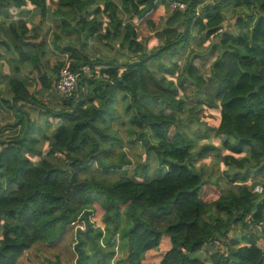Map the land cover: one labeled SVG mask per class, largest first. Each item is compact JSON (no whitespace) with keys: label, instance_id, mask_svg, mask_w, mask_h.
Instances as JSON below:
<instances>
[{"label":"trees","instance_id":"1","mask_svg":"<svg viewBox=\"0 0 264 264\" xmlns=\"http://www.w3.org/2000/svg\"><path fill=\"white\" fill-rule=\"evenodd\" d=\"M31 1L47 12L46 0ZM26 3L0 0V14L5 4ZM59 3L60 30L76 32L87 47H66L69 67L80 72L71 96L56 90L64 60H45V41L28 55L27 23H10L17 75L8 81L12 102H4L27 115L33 106L44 123L35 115L22 134L0 142V264L61 243L82 215L87 224L75 235V262L57 256L48 264H145L164 236L171 246L158 264H264V0H191L187 10L169 11L166 28L180 29L173 39L158 35L164 21L157 0ZM154 37L161 42L149 49ZM91 41L118 46L119 54L90 59ZM190 44L199 53L177 60L179 67L161 62ZM213 45L220 54L207 79L195 59ZM33 58L38 72H23L20 65ZM183 80L211 114L193 109L177 84ZM145 99L171 113L154 112ZM213 112L217 124L209 121ZM53 120L60 122L49 137L42 132ZM127 146L142 147L147 158L131 175ZM211 160L227 175L215 176ZM171 212L176 220L164 229L148 219Z\"/></svg>","mask_w":264,"mask_h":264},{"label":"crops","instance_id":"2","mask_svg":"<svg viewBox=\"0 0 264 264\" xmlns=\"http://www.w3.org/2000/svg\"><path fill=\"white\" fill-rule=\"evenodd\" d=\"M51 1L52 0H46L47 12L45 14L42 13V9L38 5V3L32 2L31 0H27V3L21 7H17L13 4H5L2 7V12L0 14V80H7V83L5 84V83L0 82V133L4 130L5 126H7L3 123H13L9 125H10V128L14 130V133L1 136L0 142L9 140L11 137L15 136L14 135L15 133L19 135L22 134L24 132V129L26 128V123H30V121L34 119L33 116L36 115L35 119L38 120L37 119L38 115L36 111H35L36 113L34 112V114L31 113L30 115H27L25 111H22V113H18L14 107H11L8 105V103L4 102V100H8L10 104L12 102L13 92L9 86L8 81H9V78L17 75L16 71L14 70V66H15L16 58H18V55L16 54V52L12 51L7 45V43H10L9 36H8L9 31H10V23L12 21H19V20H23L27 23V26L29 29L26 35L31 36L32 41L26 42L23 45L29 48L27 51L28 55L33 54L35 56L34 53H36L38 50L37 44L41 41H45V44H44L45 60H49L52 63L53 62L55 63L57 61H63L67 58L69 59V57L71 56V51L66 49V47H68L69 45L74 46L78 44L76 45V47L78 48L82 47V51L87 50V47L85 45L82 46L81 42H79V40L77 39L76 32L65 33L60 30V26L62 24L63 13L62 11L56 10L57 5H60L59 3L60 0H53L56 3L55 5L54 3L52 5ZM167 4L169 6L168 10H166L164 6L162 7L159 6V10L161 12L160 20L164 21L163 23H161V25L159 26L160 28L158 29V35L160 39H162L161 38L162 37L161 34H163L162 32H166L170 30V28L171 29L174 28V27H171V25H168L167 26L168 28H166V23H167V20H169V11H170V5L169 3ZM63 9L68 10V7L63 6ZM50 24H52V26L54 27V31L51 37H50L49 31L48 32L46 31L47 27ZM165 38H168V37H165ZM160 39L154 37V39H152L151 41L153 42L160 41ZM149 47H150V44H149ZM89 48L92 50L89 52L90 59H96L98 57L106 58V57L115 56L119 54L118 46L115 47L114 49L113 48L110 49V48L105 47V44L102 42L93 43V41H91L89 43ZM37 61H38L37 59L35 60V58H33L27 64L23 63V65H20V68L25 73L32 72L30 74H34V73L36 74L38 72V66L36 64ZM31 87H29V90ZM8 114L11 115V118L2 122V118L7 116ZM40 119L43 120L42 122L44 123V118H40ZM53 122L55 123L53 124V127L48 128L47 130L45 127V130L42 133H45L47 136L50 137L52 133L54 132L55 126L58 125L60 120H53ZM8 131H10L11 133L10 129L6 130V132ZM48 139L45 143L47 145L46 147L49 146ZM170 214H174V217L176 220L175 213L171 212ZM162 218L166 219L167 216H162ZM148 219L151 220L152 222L155 219H161V216L155 215L153 218L150 217ZM158 223H161V222L156 221V224ZM167 225L168 223H166V226ZM236 234L238 235L241 234V231L238 230V233ZM154 251L155 250L151 252H154Z\"/></svg>","mask_w":264,"mask_h":264},{"label":"rangeland","instance_id":"3","mask_svg":"<svg viewBox=\"0 0 264 264\" xmlns=\"http://www.w3.org/2000/svg\"><path fill=\"white\" fill-rule=\"evenodd\" d=\"M157 16H159V14H157ZM142 22H144V20L139 21V23H142ZM46 31L47 32L49 31L50 37H51V35L53 34V31H54V27L52 26V24H50L47 27ZM162 33H163V34H161L162 39H164L165 37L173 39L180 33V29L178 27H174L173 29L170 28V30H168L166 32H162ZM199 38L201 40L206 41V37L203 35L200 36ZM160 42L161 41H154V42L151 41L150 49H152L153 46L160 44ZM194 42L196 43L197 41L194 40ZM183 47L184 46L178 47V51H179L178 54L179 55H177V57L175 59L169 57L168 55H164L161 58V62L166 64L168 67L177 68V67H179V65L181 63L185 62V59L187 56L196 55L199 53L197 51L196 47H194L193 44H190L188 46L186 52L184 54H182L183 49H184ZM149 51H151V50H149ZM219 54H220V51L218 50V48L216 46L213 45V47L210 50H208L206 53H204L203 57H199V58L195 59V62L202 69L203 74L207 79L210 78V73H211V69L213 68V63L216 60V58L219 56ZM177 60L180 61V64L177 62ZM54 61H55V59H54ZM53 64H55V63L53 62ZM53 64H52V66H53ZM49 74H51V73L49 72ZM177 84L183 90L185 97L188 98V100L192 101V103L196 104V101H194V100H197V99H191V97H194V95L196 93V88L194 86H192L187 80H183L182 82H178ZM30 90L33 92L38 91L33 86L30 88ZM202 92H204L203 88L200 90V93H202ZM198 100H200L201 103L194 105L193 109H197L198 113L201 116L202 115L205 116L206 114H211V112H208V110L204 109V107L202 106V102L204 103L202 98L201 99L198 98ZM145 103H147V105L150 106V108L156 113H162V112L163 113H171V108H169L167 106L162 108V104L160 103V101H157L154 99H145ZM28 107H29L31 113L34 114L35 110L33 109V106H28ZM118 107L122 111L121 102L118 103ZM185 114H187V112L184 111L182 113H179L178 116L182 117ZM10 118H11V115L8 114L7 116L2 118V122L6 121L7 119H10ZM37 119H38L37 123H41L43 121L39 117ZM209 121L213 124L214 123L217 124L218 119H217L215 112H213L212 116L209 118ZM3 124H5L7 126H5L4 130L0 133V137L7 135V134H13L14 133V130L10 128V125L13 123H3ZM195 125H196V122H193V126H195ZM116 126H120V125L116 124ZM7 129H10L11 133H10V131L6 132ZM38 133H41V132H38ZM209 140H211V142H215V140L212 137ZM126 151L130 153V156L133 160V163H131L130 165L127 166L129 168V175H131L134 173L135 168L138 166L139 162L142 164H146V160H147L146 151H144L142 149V147H138L135 149V148H130L128 146L126 147ZM202 163H203V161H202ZM209 163H210V159L208 161V164ZM211 163H213L211 170L213 171V174L215 176H219V175L220 176H226L227 175V173L225 172V168L221 164L220 165H219V163L215 164L212 160H211ZM154 168H155V164H154ZM81 217L82 218H80L78 221L74 222V227L72 226L69 228L70 233L65 235V237L61 243L55 244V245H46L44 247L39 246V248H35V249L30 250V251H27L25 253V255L23 256V259L19 262V264H48L49 259H55L57 256H60L63 259V261H65V262L74 263L75 258H76L75 252L73 250V245H74L73 242L75 241V235H76L78 230L80 231V230L84 229L83 231H85V227L87 224L86 219H85L86 215H82ZM174 220H175L174 214H168L166 219L165 218L155 219L154 221H152V223L155 224L157 227L162 229L166 226V223L174 221ZM156 221H160L161 223L156 224ZM170 246H171V242H170L169 236H164L162 246H160V248L154 252H148L147 253L146 258H145V264H158L159 261L161 260L162 253L164 251H166V249L169 248ZM120 264H125V263L120 262Z\"/></svg>","mask_w":264,"mask_h":264},{"label":"built area","instance_id":"4","mask_svg":"<svg viewBox=\"0 0 264 264\" xmlns=\"http://www.w3.org/2000/svg\"><path fill=\"white\" fill-rule=\"evenodd\" d=\"M163 0H157L160 7L163 6ZM165 1V0H164ZM170 5V11H185L188 9L191 0H166ZM80 78V72L78 70H72L69 67L68 58L64 60V65L59 71V76L56 81V90L63 96H71L75 93L78 87ZM255 192L262 193L263 186L256 185L254 188Z\"/></svg>","mask_w":264,"mask_h":264},{"label":"water","instance_id":"5","mask_svg":"<svg viewBox=\"0 0 264 264\" xmlns=\"http://www.w3.org/2000/svg\"><path fill=\"white\" fill-rule=\"evenodd\" d=\"M79 89V82H78V87H77V90Z\"/></svg>","mask_w":264,"mask_h":264}]
</instances>
